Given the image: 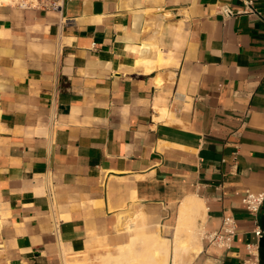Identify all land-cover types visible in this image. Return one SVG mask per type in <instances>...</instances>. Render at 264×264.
I'll list each match as a JSON object with an SVG mask.
<instances>
[{"label": "crops", "instance_id": "obj_1", "mask_svg": "<svg viewBox=\"0 0 264 264\" xmlns=\"http://www.w3.org/2000/svg\"><path fill=\"white\" fill-rule=\"evenodd\" d=\"M246 190L264 192V0L0 5V264H88L159 231L172 258L191 198L186 264L250 244L264 264ZM225 217L230 248L209 245Z\"/></svg>", "mask_w": 264, "mask_h": 264}, {"label": "bare ground", "instance_id": "obj_2", "mask_svg": "<svg viewBox=\"0 0 264 264\" xmlns=\"http://www.w3.org/2000/svg\"><path fill=\"white\" fill-rule=\"evenodd\" d=\"M8 3L9 0H0V5ZM201 206V201L196 198L186 200V202H184L180 208L178 225L181 227L183 226L182 229L189 230L190 224L186 226L189 222L185 221L188 218H192V216H197L200 212ZM139 247L145 249L148 253V259L144 257L146 258V264H169V260L171 258L170 242L168 239L163 236H160L158 233L155 235L146 236L144 238H136L134 239V241L128 244L114 247V250H117L118 252L116 256L110 255L112 250L108 249L105 257H102L98 260L90 261L88 262V264H145L144 260L140 262L139 260H137L139 256ZM174 248V255L171 258L172 264L186 263L185 259L181 256H187V254H189L191 250H194V252L197 251V248L192 245V242H190V240H178ZM190 261L191 258L187 260L188 263Z\"/></svg>", "mask_w": 264, "mask_h": 264}, {"label": "built area", "instance_id": "obj_3", "mask_svg": "<svg viewBox=\"0 0 264 264\" xmlns=\"http://www.w3.org/2000/svg\"><path fill=\"white\" fill-rule=\"evenodd\" d=\"M65 0H9L8 5L20 9V10H42L46 12L60 13L64 6ZM248 9L251 13H254V9L251 3L246 2ZM222 14L226 16H232L239 13L233 12L228 7L222 8ZM264 202V192H252L250 190L245 191V195L242 199V203L245 205L250 215L256 216ZM236 234V224L232 217H225L222 221L221 227L215 231H207L203 233V239L212 246L218 248H230L231 243ZM253 234L259 238L264 235V229L256 226L253 230ZM255 245L250 244L247 246L248 258L243 264H256L257 256Z\"/></svg>", "mask_w": 264, "mask_h": 264}, {"label": "rangeland", "instance_id": "obj_4", "mask_svg": "<svg viewBox=\"0 0 264 264\" xmlns=\"http://www.w3.org/2000/svg\"><path fill=\"white\" fill-rule=\"evenodd\" d=\"M193 218V217H192ZM197 218V217H196ZM195 217L193 218V219H196ZM189 225V223L186 225V226H188ZM186 228V227H185ZM191 229L192 228H189V230H186V229H183V232H181V233H179V234H184L185 236H187V238L189 239V240H191V238L193 237V234H194V236H196L197 237V233H196V230H192L191 231ZM159 233V235L160 236H163V237H167V238H169L168 236L170 235V232H161V231H159L158 232ZM199 238V237H198ZM139 250V256H138V258H137V260H139V262L140 261H142V260H144L145 262V264H146V258L148 259V253L146 252V250L145 249H143V248H138ZM117 253V252H116ZM116 253H114V254H116ZM144 257H146V258H144ZM187 260H189V259H187ZM187 260H185V262H187ZM171 261L172 260H170V262H169V264H171ZM188 263V262H187ZM148 264V263H147ZM184 264H186V263H184Z\"/></svg>", "mask_w": 264, "mask_h": 264}]
</instances>
